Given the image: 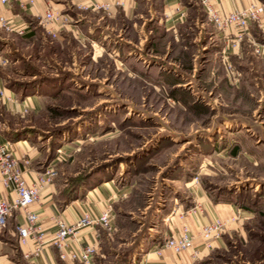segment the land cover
Here are the masks:
<instances>
[{"label": "rangeland", "instance_id": "obj_1", "mask_svg": "<svg viewBox=\"0 0 264 264\" xmlns=\"http://www.w3.org/2000/svg\"><path fill=\"white\" fill-rule=\"evenodd\" d=\"M63 9L71 26L56 37L34 22L32 37L1 32L0 82L15 102L0 99V127L35 148V166H56L59 204L99 182L124 190L95 264L125 263L166 204L190 207L192 180L247 212L210 261L264 264V55L250 41L264 44V29L237 53L227 38L224 53L193 19L172 35L145 11L139 49L122 14L93 29L104 11Z\"/></svg>", "mask_w": 264, "mask_h": 264}, {"label": "crops", "instance_id": "obj_2", "mask_svg": "<svg viewBox=\"0 0 264 264\" xmlns=\"http://www.w3.org/2000/svg\"><path fill=\"white\" fill-rule=\"evenodd\" d=\"M81 0H75L78 2ZM101 1H113V0H101ZM123 3L122 6H114L106 14L110 17V20L118 14H122L124 20L131 23L133 30H137L138 37L133 39L131 37L126 38V45L130 43L139 49L145 44L144 25H145V11L150 13L155 18L156 23L161 26V29L166 34H176L178 29L188 21L193 19L198 24V28L202 31L208 41H218L224 43L223 52L226 53L228 45L226 39L232 38L234 30L231 29V33L228 35L221 34L207 19L205 12L203 11L198 0H117ZM216 9L220 13H227L235 8H244L249 3H256L262 9V15L264 20V3L263 0H211ZM50 4L59 10L66 12L65 8L72 3L68 0H36L32 6L20 7L17 2L10 3L6 6H0V11L6 16L14 25L29 26V30L26 33L33 35V22L39 24V20L43 15L46 6ZM73 6V5H72ZM74 8H76L74 6ZM202 11L204 19H198L191 17L190 14H194V10ZM100 13L103 11H95ZM183 14V15H181ZM105 16V12L98 14L93 21V29L103 27L101 21ZM141 23V24H140ZM212 26V30L209 28ZM136 27V28H135ZM254 28H263L264 21L261 26L253 23L250 26V30ZM245 37L242 42L245 44L246 40L249 41L250 33ZM3 30L0 28V37ZM253 36V35H252ZM99 38L98 35H96ZM226 43V44H225ZM229 51L231 49H228ZM238 50V49H237ZM234 49V52H238ZM127 55L130 54L127 52ZM135 56H132L134 58ZM9 140L7 135L2 130L0 133V141ZM15 143V155L20 159L21 167L24 169V177L28 182L42 169L39 166L33 164L36 158V151L34 147H31L27 140L13 141ZM236 152V147H232ZM25 156L28 159L27 164H23L21 158ZM100 183V182H99ZM96 184L94 189H84L75 200H70L68 204L60 206L58 204V191L59 183L54 180L49 184L42 192L41 199L38 203L31 206V209L36 211L41 218L45 220V237L50 240L56 231L54 219L60 218L67 224H73L82 214L89 213L91 215H98L108 203L124 196L123 189L111 187L109 184ZM190 206L195 203H199L203 207V214L199 215H186L183 218L177 216L171 217L169 221H165V218L169 216L172 206L166 204L164 209L160 211L159 223L156 225L155 232L149 233V237H146L139 246L132 248V252L127 254L126 261L123 264H213L208 255L213 250L222 249L225 245V241L231 235L232 232L237 231L241 227V222L245 218L247 212L242 210L237 204L230 200L220 199L219 196H211L206 191L195 183V181L189 182L187 187ZM0 193L4 198H9L11 194L4 189L0 184ZM181 208L186 209L184 205H180ZM238 216L237 220L230 222L227 226V231L221 235V237L212 240L213 248L211 250L204 249L200 259L193 261L189 252L174 253L169 249H161L160 254L155 252V248L159 246L166 235H178L181 226L187 224L191 232L197 236L199 227L203 224L210 223L216 218L227 219L230 217ZM24 222V215L22 211H16L9 218L8 224L5 228L0 230V264H78L70 260L62 261L58 257V249L48 242L42 253L39 256H32V244L21 245L19 243L18 234L15 230L17 224ZM105 229L99 225L84 228L80 230L75 240L69 239V242L75 248H81L86 244L98 243L97 256L100 252L101 243L103 242ZM195 244L202 247V240L197 236ZM94 256V259H95ZM101 256V254H100ZM80 264V263H79ZM93 264H95L93 260Z\"/></svg>", "mask_w": 264, "mask_h": 264}, {"label": "built area", "instance_id": "obj_3", "mask_svg": "<svg viewBox=\"0 0 264 264\" xmlns=\"http://www.w3.org/2000/svg\"><path fill=\"white\" fill-rule=\"evenodd\" d=\"M79 10L104 11L108 12L114 6H122L123 3L117 0L101 1V0H68ZM208 21L223 35L231 33L234 30L232 38L228 37L230 46L233 49L239 47L242 40L249 35L250 26L255 23L261 26L263 23L262 9L254 2L249 3L244 8H235L227 13H220L211 0H198ZM17 2L20 7L32 6L36 0H0V6H6L10 3ZM183 15V14H181ZM39 24L43 26L45 31L56 37L57 32L67 29L71 26L70 16L58 8L48 4L39 20ZM0 28L7 33H15L22 36L27 33L29 26L14 25L0 11ZM254 46V52L264 55V44H257L250 40ZM6 59L0 53V66L6 64ZM228 67L231 64L227 62ZM0 99L4 102L14 103L15 97L0 82ZM23 111L28 110L26 100L22 103ZM1 133V127H0ZM23 164L28 163V159L23 156L21 158ZM58 176V170L52 163L46 165L39 171L30 182L24 177V169L21 167L20 159L15 155V143L10 140L0 141V184L7 190L11 196L4 198L0 193V230L8 224L9 218L16 211H22L24 222L17 224L15 230L18 234L19 243L21 245L32 244V256H39L45 245L50 242L58 249V257L62 261L70 260L80 264H93L94 256L97 253L98 243L86 244L81 248H75L69 242L74 239L76 234L87 227L95 224L101 225L105 230L112 232L115 230L114 210L111 203L96 216L89 213L82 214L73 224H67L60 218L54 219L56 231L54 236L47 240L45 237V220L31 209V206L38 203L41 199V192L51 184ZM204 210L201 204L195 203L192 206L183 209L178 203L171 208L169 216L165 221H169L171 217L177 216L183 218L186 215L203 214ZM238 216L227 219L216 218L210 223L203 224L199 227L197 236L202 240V247L195 244L196 237L187 224L181 226L178 235H166L159 246L155 248V252L160 254L161 249H169L174 253L189 252L193 261L200 259L204 249L211 250L212 240L221 237L227 231L230 222L237 220ZM141 264V263H138Z\"/></svg>", "mask_w": 264, "mask_h": 264}, {"label": "trees", "instance_id": "obj_4", "mask_svg": "<svg viewBox=\"0 0 264 264\" xmlns=\"http://www.w3.org/2000/svg\"><path fill=\"white\" fill-rule=\"evenodd\" d=\"M17 140H20V139H16V140H12V141H17ZM71 197H70V199L68 200V202L70 201V200H72V199H74V198H76L78 195H76V194H71L70 195ZM59 204V203H58ZM60 206H62V204H59ZM64 205V204H63ZM240 208L241 207H243V206H239ZM248 207H245V209H247ZM125 261H126V259H125Z\"/></svg>", "mask_w": 264, "mask_h": 264}]
</instances>
